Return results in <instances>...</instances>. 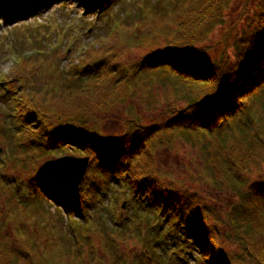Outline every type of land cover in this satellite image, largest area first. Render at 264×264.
I'll list each match as a JSON object with an SVG mask.
<instances>
[{
  "label": "rangeland",
  "instance_id": "rangeland-1",
  "mask_svg": "<svg viewBox=\"0 0 264 264\" xmlns=\"http://www.w3.org/2000/svg\"><path fill=\"white\" fill-rule=\"evenodd\" d=\"M171 1L120 0L107 12L97 7L88 13L80 0H40L43 4L34 9L28 4L29 0H0L4 3H0V132L2 127L8 126V130L9 126L15 125L19 115L17 110L20 111L22 106V110L26 106L35 109L48 125L70 120L65 122L80 123L95 129L103 139L122 135L131 122L148 126L168 119L170 105L180 106L192 96L191 92L185 93L182 89L190 86L156 82L151 83L152 86L147 84L149 92H146L130 85L131 80L128 82V79L137 62L145 53L163 47L165 39H177L179 34L187 32L193 22L205 23V20L221 17L222 23L212 24L195 48L206 50L202 59L208 63L219 59L222 54L227 62L233 63L232 44L249 30L259 0H214L216 5L207 4L208 0H193L195 2H189L188 8L176 13L172 19L159 23L152 19L149 21L152 2L160 8H167ZM208 6L212 8L208 9ZM134 22L140 26H144L145 22L151 25L147 27L148 31L145 28L132 32L129 26ZM116 35L120 36L119 41L112 43ZM98 60L103 61V67L96 77L89 79L79 74L78 70L88 62ZM195 88L197 92L203 89L199 85ZM69 97L77 98L69 101L70 111L61 114L62 105H67V101H64ZM238 135L243 137V132ZM238 135H232L225 143L229 158L227 163L233 161L235 168L229 166L232 173L248 174V181H252L264 172V148L248 153L243 146L247 145L238 142ZM1 138L0 264H13L7 250L28 253L35 258L36 254L30 248L32 244L41 251L40 255H49L53 259L54 255L47 251L50 242L47 243L41 229L36 228L35 216L40 213L35 211L39 209L40 212L41 208L29 206V184L35 177L44 179L41 172L47 160L61 156L82 158L85 155H80L69 146L54 153L42 154L36 146L30 148L27 137L15 134L14 139L9 140L11 142H4ZM219 144L215 142L214 146ZM32 148L36 150L30 151ZM199 149V146H193L192 142L181 137L163 133L152 140L145 155L138 159L137 166L140 171L152 174L165 188L173 189L178 194L196 195L200 213L206 216L213 229H218L216 239L234 262L239 252L231 231L224 224L236 195L220 181L222 175L226 179L230 175L214 171L210 176L211 180H215L213 183L208 179L207 171L199 174ZM88 172L89 163L80 185L88 177ZM121 188L117 186L114 194L120 193ZM42 204L50 211L54 210L49 204ZM21 207L25 208L21 210ZM133 207L135 205L130 200L113 197V194L99 201L98 210L92 213L96 215V222L93 217L89 228L81 229L82 236L78 235L82 264H106L108 249L109 254L112 249L114 253L128 258L139 253L140 240L137 236L128 240L122 236V232L120 235L115 233L121 230L118 224L121 216H130L126 225H136L131 210ZM45 222L46 219L43 224ZM98 224L108 228L113 225L114 230L106 229L108 233L104 238L98 227L95 229ZM50 227L45 229V235L57 243L53 227ZM63 229L72 236V231L65 227ZM139 230L140 236H143L145 228L140 227ZM40 243L44 245L40 246Z\"/></svg>",
  "mask_w": 264,
  "mask_h": 264
},
{
  "label": "trees",
  "instance_id": "trees-1",
  "mask_svg": "<svg viewBox=\"0 0 264 264\" xmlns=\"http://www.w3.org/2000/svg\"><path fill=\"white\" fill-rule=\"evenodd\" d=\"M39 1L29 0L28 4L34 9L43 4ZM80 1L87 12L91 13L97 7L107 12L120 0ZM189 2L195 1L172 0L167 8H160L152 2L153 7H149L152 17L149 21L152 19L159 23L172 19L176 13L187 9ZM206 3L216 5L214 0ZM146 22L144 26L134 22L135 26L130 24L129 27L132 32H138L149 28L151 23ZM221 23V17L205 20V23L193 22L187 32L179 34L177 39H165L163 47L145 53L135 65L128 82L131 80L130 85L146 92H149L151 83L156 82L162 85L176 83L181 86L184 83L190 86L182 89L185 93L191 92L192 96L180 106L170 105L167 110L169 118L166 120L148 126L131 122L122 135L114 139H103L95 129L80 123L65 122L70 120L56 121L54 124L49 123V126L46 120L36 114L35 109L26 106L22 110V106L20 111L17 110L19 115L15 125L9 126L8 130V126L1 128L0 138L2 135L4 142H11L9 140L19 134L23 138L27 137L30 148L36 146L42 154L54 153L69 146L80 155L90 157L88 177L76 190L46 178L32 179L28 203L29 206L41 208L40 212L39 209L35 211L40 213L35 216L36 228L41 229L43 239L50 242L47 251L55 259L49 258V255H40L41 251L35 244L29 243L36 257L7 250L13 260L11 263L82 264V247L78 244V235L82 236L81 229L89 228L93 217L96 222V215L92 213L98 210L99 201L113 194V197H124L135 205L131 210L136 225H126L130 216H121L118 220L121 230L115 233L120 235L122 232V236L128 240L137 236L140 251L135 254V258H128L114 253L112 249L109 254L108 249L106 264H264V172L252 181H248V174L232 173L230 168H235L234 163H227L229 158L225 149L227 139L239 132H243L246 138L238 135V142L247 145L243 146L248 153L264 148V0L257 2L249 30L232 44L234 62H227L222 54L219 59L208 63L202 59L206 50L195 48V45L212 24ZM118 37L116 35L112 43L118 42ZM92 62L78 70L82 77L93 79L102 72L103 61ZM194 85L202 86V91L197 92ZM69 98L64 101H67V105H62L64 108L61 114L70 111L69 101H75L77 97ZM163 133L176 135L192 142L193 146H199V174L207 171L208 179L218 170L230 175L228 179L222 175L220 181L236 195L235 203L226 213L224 224L231 231L239 252L234 262L224 253L216 239L218 229H213L206 216L200 213L196 195L178 194L173 189L163 187L152 174L138 169V159L145 155L152 140ZM215 142L220 144L214 146ZM210 181L214 183L215 180ZM117 186L124 189L114 194ZM42 203L49 204L54 210L50 211ZM24 208L21 207V210ZM44 219L47 221L45 224ZM50 225L58 245L54 239L45 235V229H51ZM64 227L73 232L72 236L66 234ZM97 227L105 235L104 238L108 233L106 229L114 230L113 225L108 228L98 224L95 229ZM140 227L145 228L143 236H140ZM112 237L114 239V233Z\"/></svg>",
  "mask_w": 264,
  "mask_h": 264
},
{
  "label": "water",
  "instance_id": "water-1",
  "mask_svg": "<svg viewBox=\"0 0 264 264\" xmlns=\"http://www.w3.org/2000/svg\"><path fill=\"white\" fill-rule=\"evenodd\" d=\"M89 163V158L61 156L47 160L42 166V176L70 190H76L82 180Z\"/></svg>",
  "mask_w": 264,
  "mask_h": 264
}]
</instances>
